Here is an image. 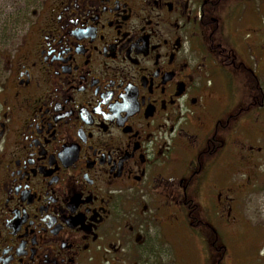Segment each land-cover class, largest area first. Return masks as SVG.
I'll use <instances>...</instances> for the list:
<instances>
[{
    "label": "flooded vegetation",
    "instance_id": "1",
    "mask_svg": "<svg viewBox=\"0 0 264 264\" xmlns=\"http://www.w3.org/2000/svg\"><path fill=\"white\" fill-rule=\"evenodd\" d=\"M264 264V0H0V264Z\"/></svg>",
    "mask_w": 264,
    "mask_h": 264
},
{
    "label": "rangeland",
    "instance_id": "2",
    "mask_svg": "<svg viewBox=\"0 0 264 264\" xmlns=\"http://www.w3.org/2000/svg\"><path fill=\"white\" fill-rule=\"evenodd\" d=\"M190 242L194 240L187 237L166 240L163 264H209L208 255L197 251Z\"/></svg>",
    "mask_w": 264,
    "mask_h": 264
}]
</instances>
